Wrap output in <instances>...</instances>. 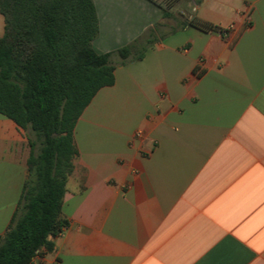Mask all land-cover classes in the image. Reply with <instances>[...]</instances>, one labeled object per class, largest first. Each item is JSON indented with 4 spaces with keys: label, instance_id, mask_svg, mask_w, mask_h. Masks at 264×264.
<instances>
[{
    "label": "crops",
    "instance_id": "crops-1",
    "mask_svg": "<svg viewBox=\"0 0 264 264\" xmlns=\"http://www.w3.org/2000/svg\"><path fill=\"white\" fill-rule=\"evenodd\" d=\"M93 1L99 54L159 26L141 61L112 57L114 85L79 118L62 206L70 225L32 264H264V0H194V14L161 35L160 0ZM30 140L0 114V236Z\"/></svg>",
    "mask_w": 264,
    "mask_h": 264
},
{
    "label": "trees",
    "instance_id": "trees-1",
    "mask_svg": "<svg viewBox=\"0 0 264 264\" xmlns=\"http://www.w3.org/2000/svg\"><path fill=\"white\" fill-rule=\"evenodd\" d=\"M0 14V114L35 136L22 197L0 236V264H32L42 248L53 250L49 239L70 225L62 206L79 155V118L102 88L114 85L112 57L123 66L141 61L159 25L115 53L99 54L93 48L99 35L93 0H0ZM186 24L227 33L197 18Z\"/></svg>",
    "mask_w": 264,
    "mask_h": 264
},
{
    "label": "rangeland",
    "instance_id": "rangeland-1",
    "mask_svg": "<svg viewBox=\"0 0 264 264\" xmlns=\"http://www.w3.org/2000/svg\"><path fill=\"white\" fill-rule=\"evenodd\" d=\"M160 1L165 6L167 11H169L170 17L165 18V21L163 23L164 28H159L160 30L156 33V35H161L162 31H170L172 29H176L181 22L185 21L187 18H189V16L194 14V12L190 10V6H189V3L193 5L194 0H160ZM3 25H4V19L0 15V27H1L0 37L4 35ZM29 132L32 139L35 140V136L33 135V133L31 131ZM38 149H36V153L39 152Z\"/></svg>",
    "mask_w": 264,
    "mask_h": 264
}]
</instances>
